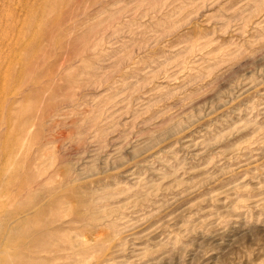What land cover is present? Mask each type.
I'll return each mask as SVG.
<instances>
[{"label": "rangeland", "instance_id": "374dc122", "mask_svg": "<svg viewBox=\"0 0 264 264\" xmlns=\"http://www.w3.org/2000/svg\"><path fill=\"white\" fill-rule=\"evenodd\" d=\"M0 264H264V0H0Z\"/></svg>", "mask_w": 264, "mask_h": 264}]
</instances>
